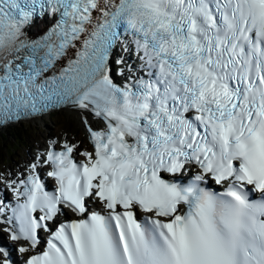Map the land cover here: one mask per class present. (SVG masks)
<instances>
[{
    "label": "snow or ice",
    "instance_id": "obj_1",
    "mask_svg": "<svg viewBox=\"0 0 264 264\" xmlns=\"http://www.w3.org/2000/svg\"><path fill=\"white\" fill-rule=\"evenodd\" d=\"M61 109L0 264H264V0H0V128Z\"/></svg>",
    "mask_w": 264,
    "mask_h": 264
},
{
    "label": "rangeland",
    "instance_id": "obj_2",
    "mask_svg": "<svg viewBox=\"0 0 264 264\" xmlns=\"http://www.w3.org/2000/svg\"><path fill=\"white\" fill-rule=\"evenodd\" d=\"M65 116V117H64ZM61 117H63V118H65V119H68L70 122L69 123H72L73 124V127L74 128H82L81 126H79L78 125V122H77V118H76V116L75 115H73L71 112H69V113H63V114H59L58 116H54V114L51 116V121L49 120V117L48 118H46L45 119V122H42V121H39L38 119H36L35 121L34 120H32V121H30V122H27L26 124H24V126L23 127H25V128H27V133H23L24 135L23 136H29V137H33V135H37V136H39V138L40 137H43L44 135H46L47 134V132H51V131H53V130H55L56 129V126L59 128V131H61V130H65V129H62L61 128V124H60V122L59 121H64V119L63 118H61ZM73 119L74 120H76V122L77 123H75L74 121H73ZM55 121H57L58 122V124L56 125V124H53V122H55ZM18 125V124H17ZM10 127H12V126H10ZM9 127V128H10ZM30 127H32L33 128V130H31V131H29V128ZM9 128H5L3 131H1L0 133H5V130H8ZM56 132H58L57 130H56ZM7 139H3V142L4 143H6L4 146H3V151L4 152H10V149H11V146L12 145H15L14 144V141H13V135H12V133L11 132H8L7 131ZM39 140V139H38ZM2 140H0V142H1ZM36 142V141H35ZM38 142V141H37ZM16 150H18V151H22L23 149L25 150V147L23 148V147H19L18 145H16ZM26 154V151H24V152H22L21 154H19V156H17L16 155V153L14 152V153H12L11 155H9V157L11 158L8 162L9 163H11V162H15V160H14V158L17 156V159L19 160V159H21V157L22 156H24ZM13 159V160H12ZM28 161H30V160H28ZM7 162H4V164H6ZM25 165V162L23 163V164H21V168H23V166ZM15 172H17V171H15Z\"/></svg>",
    "mask_w": 264,
    "mask_h": 264
},
{
    "label": "trees",
    "instance_id": "obj_3",
    "mask_svg": "<svg viewBox=\"0 0 264 264\" xmlns=\"http://www.w3.org/2000/svg\"><path fill=\"white\" fill-rule=\"evenodd\" d=\"M23 126H24V124H22V123L19 125H14V126L10 127L8 130H5V133H0V140H2L0 142V156L4 155L3 146L6 143L3 142V139L4 140L7 139V137H8L6 134L7 131L12 133V135L14 137L13 141H14L15 146L16 145L20 146L25 142L26 139H25V136H23L24 134L22 132H27V128H25ZM31 130H33L32 127L29 128V131H31Z\"/></svg>",
    "mask_w": 264,
    "mask_h": 264
},
{
    "label": "bare ground",
    "instance_id": "obj_4",
    "mask_svg": "<svg viewBox=\"0 0 264 264\" xmlns=\"http://www.w3.org/2000/svg\"><path fill=\"white\" fill-rule=\"evenodd\" d=\"M73 115H75L74 113H72ZM50 116V114H47L45 117H42V118H40V119H38L39 121H42V122H45V119L46 118H48ZM76 116V115H75ZM36 119H34V121H35ZM31 161V160H30ZM29 161V162H30Z\"/></svg>",
    "mask_w": 264,
    "mask_h": 264
}]
</instances>
